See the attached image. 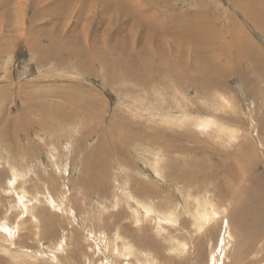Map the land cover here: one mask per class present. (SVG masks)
Here are the masks:
<instances>
[{
  "label": "rangeland",
  "instance_id": "374dc122",
  "mask_svg": "<svg viewBox=\"0 0 264 264\" xmlns=\"http://www.w3.org/2000/svg\"><path fill=\"white\" fill-rule=\"evenodd\" d=\"M90 1L89 4L88 0H64V3L63 0L39 3L0 0V230H6L4 224L11 230L10 235L0 231V264H156L153 258L161 264L184 261L195 264L194 255L198 254H194V248L202 237L206 241L200 245L201 264H208L209 250L213 247L211 238L196 233L188 202L197 197L199 202L211 201L220 207L217 218L204 228H213L215 242L223 237L224 230H232L237 242L235 252L219 262L228 264L229 258L231 264L238 248L243 246L238 237L241 238L243 229L248 230L245 222L250 230H264V211L260 210L256 213L258 218L261 213L259 227L256 216L250 217L255 220L248 218L241 222L233 218L234 221L224 222L225 216L232 214V207L234 211L239 208L230 199L237 189L258 193L259 204L262 202L264 206V135L259 133L264 110V67L259 61L261 70L254 76L247 70L251 64L234 72L232 68L239 65H227V62L240 54L244 35L250 37L264 58V30L245 14L237 0H102L110 2L108 8ZM131 1L136 2L133 9H130ZM248 2L260 5V0ZM119 3L125 4L117 10ZM163 8L171 15L157 21L153 12ZM126 11L142 17L126 24ZM208 13L215 19L208 18ZM195 14H205L203 18L213 24L210 28L217 30L208 35L211 38L208 42L213 43L211 47L220 46L224 50L221 66L225 64L223 67L230 70H225L228 74L224 81L219 80L220 74L213 73L205 84L200 77L193 83L184 81L178 88L163 83L166 75L157 69L153 80L145 85L134 82L128 68L111 63L112 55L139 53L137 46L145 39L142 27L155 28L156 22L162 24L167 20L168 24L171 21L170 27L187 26L191 19L190 25H196ZM180 18L185 21L180 22ZM227 27L236 30L229 31ZM121 35L124 40L120 39ZM152 41L156 58L166 53L169 61L185 58L186 63L195 64L192 54L195 45L191 39L174 40L163 46ZM168 44L178 57L169 52ZM73 48L87 50L88 58H85L90 62L87 70L78 66ZM101 57L109 64L98 65ZM82 64L85 67L87 63ZM246 87L253 91L248 92ZM168 104H173L174 110ZM88 109H92V114L87 113ZM169 118L173 121H167ZM203 118L215 121L214 127L205 128L201 124ZM8 124L12 125L10 131ZM220 128H232V132L222 133ZM237 131V139L230 138ZM135 133L141 134V142L134 141ZM146 134L155 135L158 142L161 140V147L145 140ZM166 135L172 139L167 140ZM164 141H169L172 147L168 148ZM192 157L197 158L200 167ZM158 159V163L154 162ZM170 162L177 164L172 170L168 167ZM188 167L192 169L189 171ZM224 167L232 176L227 177ZM211 168L215 176L208 179ZM201 169L204 173L197 171ZM194 170L200 175H195ZM191 171L192 178L187 175ZM197 176L208 180L200 177L201 183ZM239 176L243 181H237ZM229 188L232 194L227 193ZM243 194L244 190L241 196L247 199ZM143 201L155 208L153 216L142 208ZM170 211L174 217L177 215L178 221L167 218ZM185 220H188L186 224ZM240 225L241 229H237ZM117 230L119 235L115 233ZM116 234L121 239H116ZM171 234L184 239L187 249L175 251ZM124 239L135 247L134 251L122 249ZM148 250L154 251L152 259L146 254ZM156 251L160 256H155Z\"/></svg>",
  "mask_w": 264,
  "mask_h": 264
},
{
  "label": "bare ground",
  "instance_id": "6f19581e",
  "mask_svg": "<svg viewBox=\"0 0 264 264\" xmlns=\"http://www.w3.org/2000/svg\"><path fill=\"white\" fill-rule=\"evenodd\" d=\"M41 0H36V3H39ZM81 1V0H80ZM92 1H95L96 3H100V7H101V4H102V6H104L105 5V7L106 8H108L109 7V4L108 3H110V2H107V1H102V0H92ZM5 2V1H4ZM62 2V1H61ZM71 2H72V0H71ZM71 2H70V4H71ZM90 0H88V3L90 4ZM135 1H131V3H130V9H133L134 7V4L136 3H134ZM237 2H238V4H239V6H240V8H242L243 10H244V12H245V14L250 18V19H252L253 21H254V23L261 29V30H264V2L262 1V0H260V5H253V4H251L250 2H248V1H243V0H237ZM8 3V2H7ZM11 3V2H10ZM59 3V2H58ZM63 3H64V0H63ZM76 3V2H75ZM87 3V2H86ZM13 4V3H12ZM66 4V3H65ZM82 4V3H81ZM84 4V3H83ZM95 4V3H94ZM123 4H125V3H119V4H117V10H120L121 9V6L123 5ZM127 4V3H126ZM67 5V4H66ZM97 5V4H96ZM91 6V5H90ZM205 6V5H204ZM13 7V6H12ZM11 7V8H12ZM171 7V6H170ZM19 8V7H18ZM93 8H95V5L91 8V9H93ZM164 8H165V5H164ZM164 8L163 9H159V10H156V11H154L153 12V15H154V18H156V20L158 21V20H164V19H166L167 17H170V15L171 14H169V13H167L165 10H164ZM202 8V7H201ZM204 8V7H203ZM10 9V8H9ZM12 10H13V8H12ZM127 10V9H126ZM201 10V9H200ZM204 10V9H203ZM130 11V10H129ZM129 11H126L127 12V20L125 21L126 22V24H131V23H135V22H137L138 21V19L137 18H139V17H142V16H137V15H135V14H132V13H130ZM190 11V10H189ZM207 11V10H206ZM206 14V13H205ZM204 14V15H205ZM8 15H9V13H8ZM83 15V14H82ZM202 14H195V17L198 19V22H196L195 24L196 25H190L191 23H192V19L190 20V22H189V25H187V26H171L170 27V25H171V21H169V24H168V20L167 21H165L164 23H159V22H156V24H155V28H152V27H142V31H143V36L145 37V39H144V41L142 42V43H139L138 44V46H137V50L139 51V53H137V54H132V55H130V54H127V53H125V52H121L119 55H117V56H111V58H112V64H116V63H118V64H120V66L121 67H126V68H128V70H129V72H128V75H131L132 76V80L134 81V82H136V83H144L145 85L148 83V82H150V81H152L153 80V77H154V75H155V71L157 70V69H160L159 71L162 73V75H166V77H165V79H164V81H163V83H166V84H168V86L169 85H176L178 88H180V84L182 83V82H184V81H187L188 83H193V82H195L196 81V78L197 79H199L200 77H202L203 78V80H204V84L207 82V78H208V76H213L214 74L213 73H217V74H220V76H218L219 77V80H223L224 81V79L226 78V74H228L227 72H225V70L226 71H230L229 70V67L228 66H226V68H224L223 66H225V64H223L222 66H221V62H222V57H221V55H222V53L224 52V50H222L221 51V49H220V46L217 48L216 47V49H215V46H210L211 44H213V43H210V42H208V41H210L211 40V38L210 37H208V35L209 34H211V33H213V32H216L217 30H216V28L215 29H212V28H210L213 24L212 23H208L207 21H206V19L205 18H203V16L204 15H202ZM193 16V15H192ZM16 17V16H15ZM194 17V16H193ZM194 17V18H195ZM207 17L208 18H213V19H215V17H211V15L208 13V15H207ZM10 18V17H9ZM193 18V19H194ZM195 20V19H194ZM185 20H183V19H181L180 18V22H184ZM89 22L91 23V21L89 20ZM180 22H179V25H181L180 24ZM194 22V21H193ZM92 24V23H91ZM212 24V25H211ZM234 25H235V23H234ZM234 25H232V26H234ZM88 26H89V24H88ZM183 27H185V28H183ZM213 27V26H212ZM233 29V31L234 30H236L234 27H232V28H230V29H228V27H227V30H232ZM124 30H126V27L124 26ZM241 31H242V29H241ZM124 32V31H123ZM244 33V32H243ZM116 38V37H115ZM250 37H248V36H246V35H244L243 36V44H241L240 45V47H241V51H240V54H237V55H233V57H230V59H228V62H227V65H230L231 63H233V64H238L239 65V67H234V68H232L233 70H234V72H239V71H242V69H246V68H244V67H247L248 65H252L250 68H247V70H248V73H251L252 75H254V76H258L257 74H259L258 72L261 70L258 66H259V61L261 62V64L263 65V67H264V58L261 56L260 57V49H259V51L255 48V44L252 42V40H250L249 39ZM39 39V38H38ZM120 39H122V40H124L125 39V37L124 36H122L121 35V37H120ZM185 39H191L192 40V42H193V44L195 45V47H194V49H193V56H194V62H195V64L194 65H191V64H189V63H186V61H187V59L185 60V58H181V59H178V60H174V61H169V60H167V55H166V53H161V55L158 57V58H156L155 57V50L153 49L154 48V45H152L153 44V41L152 40H154V42L155 43H157L158 44V46H163V45H165V44H167V42H171V41H174V40H177V41H180V42H183ZM230 39V38H229ZM35 40V39H34ZM118 40V39H117ZM37 41V40H36ZM30 42H31V39H30ZM38 42V41H37ZM40 42V41H39ZM62 42H64V41H62ZM230 42V41H229ZM70 43V42H69ZM59 44H60V42H59ZM63 45V44H62ZM65 45V44H64ZM124 45V42H122V46ZM52 46V45H51ZM89 46H91L90 44H89ZM170 46L171 45H167L166 46V48L169 50V52L170 53H172V55H177V57H178V53L175 51V49H172L171 50V48H170ZM182 46V45H181ZM37 47V46H36ZM62 47V46H61ZM71 47V46H70ZM34 48V47H33ZM144 48V49H143ZM235 48V47H234ZM259 48V47H258ZM37 49H38V47H37ZM74 50H72V54L74 55V56H76V57H78V59H79V63H78V66H80L81 68H84V69H88V65L90 66V62L88 61V59H86L85 57H87L86 55H85V53H88L87 52V50H82V49H80V48H73ZM65 51H66V49H65ZM218 51V52H217ZM40 52H42V51H40ZM56 52V51H55ZM239 52V51H238ZM135 53H136V51H135ZM60 54V53H59ZM62 54V53H61ZM44 56H45V54H44ZM56 56H57V54H56ZM108 56H109V54H108ZM72 57V56H71ZM75 57V58H76ZM104 57H106V56H104ZM110 57V56H109ZM44 58V57H43ZM88 58V57H87ZM96 58V57H95ZM102 58V59H101ZM100 59L101 60H99L98 59V65H101V66H105V65H107V64H109V62H108V60H106L105 58H103V57H101ZM46 59H48V58H46ZM105 59V60H104ZM110 59V58H109ZM190 59V58H189ZM83 62H85V63H87L86 65H85V67H83ZM95 62V61H94ZM44 64V63H43ZM177 66H179L180 67V69H177ZM104 72V74L109 78V75H107V72L104 70L103 71ZM244 72H246V71H244ZM94 74V73H93ZM209 74V75H208ZM248 75V74H247ZM183 76V77H182ZM246 77V76H245ZM178 78H181L182 80H180V81H178ZM214 78V77H213ZM247 78V77H246ZM214 79H217V78H214ZM248 79V78H247ZM247 79H243V80H245V81H248ZM255 79V78H254ZM99 80V79H98ZM156 80V79H155ZM257 80V79H256ZM169 82H172V83H174V84H170ZM215 82V81H214ZM220 82V81H219ZM246 83V82H245ZM154 84V83H153ZM121 85V84H120ZM201 85V84H200ZM225 85V84H224ZM228 85V84H227ZM161 86V85H160ZM205 86H207V85H205ZM244 86V85H243ZM239 89H240V87L239 86H237ZM161 89V88H160ZM148 90H149V88H148ZM246 90L248 91V92H252L253 90L250 88H248V87H246ZM78 92V91H77ZM241 92V91H240ZM79 93V92H78ZM80 94V93H79ZM82 94V93H81ZM80 94V95H81ZM243 95V94H242ZM93 97V96H92ZM161 97H163V96H161ZM244 97V96H243ZM165 98V97H164ZM179 98V97H178ZM93 100H95V101H97V99L95 98V97H93ZM95 101H94V103H93V105H95ZM164 101V100H163ZM165 103H168L167 101L165 102ZM180 103V102H179ZM181 104V103H180ZM91 105L92 104H90L89 105V107H91ZM165 105V104H164ZM164 105H163V107H164ZM174 105H176V103L174 104ZM229 105V104H228ZM168 106H170V107H172L173 106V104L171 105V104H168ZM166 107V106H165ZM173 108V107H172ZM178 109V108H177ZM250 109H251V107H250ZM161 110H162V108H161ZM169 110V109H168ZM172 110V109H171ZM173 110H174V108H173ZM165 111V110H164ZM89 112V114L92 112V109H88L87 110V113ZM159 112H161V111H159ZM166 112V111H165ZM152 113V112H151ZM167 113V112H166ZM92 114V113H91ZM147 114V113H146ZM155 115V114H154ZM154 115H151V116H153L154 117ZM160 115V114H159ZM250 115V114H249ZM163 115H161V117H162ZM251 116V115H250ZM130 117V116H129ZM159 117V116H158ZM158 117H156V118H158ZM168 117H170V112H169V116ZM188 117V116H187ZM248 117V116H247ZM188 118H190V117H188ZM214 118V117H213ZM175 119V118H174ZM198 119V118H197ZM204 119V118H203ZM252 119V118H251ZM130 120V119H129ZM150 120V119H149ZM156 120V119H155ZM161 120V119H160ZM163 120H164V118H163ZM168 120H172V119H167V121ZM195 120V119H194ZM194 120L192 121V122H194ZM202 120V119H201ZM158 121V120H157ZM173 121V120H172ZM175 121V120H174ZM178 121V120H177ZM199 121H200V119H199ZM8 122V121H7ZM133 122V121H132ZM165 122V121H164ZM186 122V121H185ZM188 122V121H187ZM201 122V121H200ZM260 122V134L261 133H263L262 135H264V110L262 111V113H261V120L259 121ZM114 123V122H113ZM125 123H127L126 121H125ZM128 123H130V122H128ZM127 123V124H128ZM167 123V122H166ZM165 123V124H166ZM179 123V122H178ZM182 123H184V122H182ZM217 123H218V121H217ZM216 123V124H217ZM160 124V123H159ZM169 124H171V123H169ZM193 124V123H192ZM199 124V123H198ZM201 124H203V126L205 127V128H210V127H212L214 124H215V121H211V119H204L203 120V122L201 123ZM228 124V123H227ZM9 125V124H8ZM108 125V124H107ZM161 125H162V123H161ZM179 125V124H178ZM189 125V124H188ZM219 125V124H218ZM218 125H217V130L219 129L218 128ZM254 125V124H253ZM180 126H181V124H180ZM185 126V125H184ZM220 126V125H219ZM222 126V125H221ZM224 126V125H223ZM12 127V125L10 124L8 127H7V129H8V131H10L11 128ZM132 127V126H131ZM138 127H139V125H138ZM164 127V126H163ZM194 127H196V125H194ZM198 127V126H197ZM214 127V126H213ZM116 128V127H115ZM129 128L130 127H128V130H129ZM132 128H134V127H132ZM142 127L140 126V128L139 129H141ZM148 128V127H147ZM167 128H169V127H167ZM187 128H188V126H187ZM228 128H229V126H228ZM16 129L17 128H15V132H17L16 131ZM143 129V128H142ZM141 129V130H142ZM161 129V128H160ZM164 129V128H163ZM170 129V128H169ZM193 129V128H192ZM197 129V128H196ZM195 129V130H196ZM221 129V131L220 132H222L223 133V131L225 132V130H231V132H232V128H230V129H223V128H220ZM223 129V130H222ZM126 130V129H125ZM140 130V131H141ZM184 130H186V128L184 129ZM203 130H204V128H203ZM233 130H236V129H233ZM108 131V130H107ZM164 131V130H163ZM258 131V130H257ZM13 132H14V130H13ZM132 132V131H131ZM134 132V131H133ZM145 132V131H144ZM187 132V131H186ZM192 132V131H191ZM219 132V133H220ZM142 133V132H141ZM147 133V132H146ZM181 132H179V134H180ZM184 132H182V134H183ZM234 133V132H233ZM237 133H238V131H237ZM236 132L234 133V135H233V137H230V138H235V139H237V137H238V135H239V133L237 134ZM156 134V133H155ZM160 134V133H159ZM164 134V133H163ZM167 134H170V133H168V131H167ZM189 134V133H188ZM190 134H192V133H190ZM189 134V135H190ZM162 134H160V136H161ZM172 136H173V134H171ZM181 135V134H180ZM193 135V134H192ZM223 135V134H222ZM225 135H226V133H225ZM230 135V134H229ZM133 136V139H134V141L136 142H141V134H139V133H135V134H133L132 135ZM143 136V135H142ZM167 136V135H166ZM172 136H171V138L169 137V136H167L168 138H167V140L170 138V139H172ZM178 135H176V137H177ZM188 136V135H187ZM131 138V137H130ZM144 138H146L145 140H150V142H151V144H153V145H157L159 148L161 147L159 144H160V141L158 142V139L157 140H155V135H154V137H152L150 134L148 135V134H146V136L144 137ZM164 138V137H163ZM175 138V137H174ZM264 138V137H263ZM126 139V138H125ZM165 140H166V137L164 138ZM193 139V138H192ZM232 139V140H233ZM205 140V139H204ZM170 141V140H169ZM169 141H164V143L165 144H169L168 146V148H170V147H172L171 146V141L169 142ZM131 142H133V141H131ZM149 142V143H150ZM144 143H145V141H144ZM250 143V142H249ZM141 145H142V143H140ZM161 144H162V142H161ZM173 144V143H172ZM181 144V143H180ZM146 145V144H145ZM149 145V144H148ZM252 145H253V142H252ZM117 146V145H116ZM165 146H167V145H165ZM182 146V145H181ZM181 146H179L180 147V149H181ZM99 147V146H98ZM122 147V146H121ZM138 147V146H137ZM243 147V146H242ZM254 147V146H253ZM139 148V147H138ZM157 148V147H156ZM162 148H163V145H162ZM177 148V147H176ZM184 148V147H183ZM147 149V148H146ZM184 149H186V148H184ZM183 149V150H184ZM237 149H239V148H237ZM165 150V149H164ZM240 150V149H239ZM148 151V150H147ZM166 151V150H165ZM175 151V150H174ZM181 152V151H180ZM242 152V151H241ZM170 153V152H169ZM149 154V153H148ZM154 154V153H153ZM159 154V153H158ZM120 156H121V154H120ZM165 156V155H164ZM201 156H203V155H201ZM195 158V157H194ZM212 158V157H211ZM228 158V157H227ZM120 159V158H119ZM130 159V158H129ZM188 159V158H187ZM190 159V161H191V158H189ZM192 159H193V157H192ZM178 160V159H177ZM193 160H196L197 161V158L196 159H193ZM193 160L191 161V162H193ZM200 160V159H199ZM205 160H206V158H205ZM227 160V159H226ZM232 160V159H231ZM234 160V159H233ZM125 161H128V160H125ZM158 161H159V159L158 160H155L154 162H156V163H158ZM182 161V160H181ZM189 161V160H188ZM183 162V161H182ZM190 162V163H191ZM236 162V161H235ZM128 163H130V162H128ZM177 163H178V161H177ZM186 163V162H185ZM196 163V162H195ZM197 165H199V161H197ZM205 163H207L206 161H205ZM215 163H217V161L215 162ZM221 163H223V162H221ZM203 165H205L204 164V162L202 163ZM157 165V164H156ZM197 165H195V166H197ZM174 166L176 167L177 166V164H174L173 162H170L169 163V168L172 170L173 168H174ZM194 166V165H193ZM213 166V165H212ZM211 166V164H210V167H212ZM221 166H222V164H220V168H221ZM225 166V165H224ZM158 167V166H157ZM180 166H178V168H179ZM181 167H182V165H181ZM185 167V166H184ZM199 167H200V165H199ZM214 167V166H213ZM136 168V167H135ZM183 168V167H182ZM189 168V167H188ZM195 168V167H194ZM193 168V169H194ZM205 168H208V167H206V165H205ZM177 169V168H176ZM184 169V168H183ZM187 169V167L185 168V170ZM192 169V168H191ZM190 168H189V171L191 170ZM197 169H198V166H197ZM200 169V168H199ZM216 169H217V167H216ZM215 169V170H216ZM223 169V168H222ZM224 169H225V167H224ZM158 170V169H157ZM168 170V169H167ZM218 170V169H217ZM216 170V171H217ZM225 170H227L228 171V169L226 168ZM236 170V169H235ZM244 170V169H243ZM159 171V170H158ZM160 171H161V169H160ZM159 171V172H160ZM170 171V170H169ZM184 171V170H183ZM198 172L199 171H202V169L201 170H197ZM207 171V170H206ZM214 171V169L213 168H211V170L209 171V175H208V179H210L212 176L211 175H213V177L215 176L214 174H212V172ZM221 171V170H220ZM166 172V171H165ZM198 172H196L195 173V170L193 171V173H195V175L196 174H198ZM203 172V171H202ZM201 172V173H202ZM229 172L230 171H228V175H227V177H230L229 175H231V174H229ZM149 173V172H148ZM188 173V172H187ZM190 173V172H189ZM191 173H192V171H191ZM193 173L192 174H187L189 177H193L194 175H193ZM204 173V172H203ZM215 173V172H214ZM219 173V172H218ZM225 173H226V171H225ZM232 173V172H231ZM243 173V172H242ZM242 173H240V174H242ZM251 173V172H250ZM166 174V173H165ZM168 174H169V172H168ZM177 174V173H176ZM179 174L180 173H178V176H179ZM186 174V173H185ZM184 174V175H185ZM233 174V173H232ZM129 175H130V172H129ZM183 175V174H182ZM198 175H200V174H198ZM202 175V174H201ZM206 176V175H205ZM205 176L203 177V176H197L198 177V179L200 180L201 178L200 177H202L204 180L205 179H207V178H205ZM216 176H217V174H216ZM232 176V175H231ZM234 177H235V174L233 175ZM245 176H247L246 174L244 175V177ZM171 177V176H170ZM181 177V176H180ZM185 177V176H184ZM188 177V178H189ZM213 177H212V179H213ZM173 178V177H172ZM187 178V179H188ZM216 178V177H215ZM215 178H214V180H215ZM242 178H243V176H242ZM182 179V178H181ZM203 179H201V180H203ZM207 179V180H208ZM233 179V178H232ZM248 178H246V179H244V181H246ZM201 180H200V182H201ZM214 180H212V181H214ZM236 180H237V177H236ZM239 180H241V178H240V176H239V178H238V180L237 181H239ZM254 180H256V179H254ZM137 181H139V180H137ZM181 181V180H180ZM182 181H186V182H189V181H187V180H182ZM193 181H197V180H193ZM232 181V180H231ZM241 181H243V180H241ZM143 182V181H142ZM183 182V183H184ZM199 182V181H198ZM209 182V181H208ZM230 182V181H229ZM236 182V181H235ZM234 182V183H235ZM190 183V182H189ZM188 183V184H189ZM195 183H197V182H195ZM202 183V182H201ZM241 183V182H240ZM240 183H239V185H238V183H237V186H241L240 185ZM191 184V183H190ZM204 184V183H203ZM236 184V183H235ZM242 184V183H241ZM144 185V184H143ZM142 185V186H143ZM208 185V184H207ZM207 185H205V186H207ZM244 185V184H243ZM247 185V184H246ZM139 186V185H138ZM146 186V185H145ZM192 186V185H191ZM199 186V185H198ZM201 186H203V185H201ZM200 186V187H201ZM141 187V186H140ZM147 187V186H146ZM213 187V186H212ZM221 187H222V185H221ZM227 187H229V184H227ZM262 187V186H261ZM143 188V187H142ZM149 188V187H148ZM154 188V187H153ZM213 188H215V187H213ZM219 188V187H218ZM223 188V187H222ZM231 188L233 189L234 187H232L231 186ZM231 188H229L230 190H228V194H230L231 192H232V190H231ZM237 188V187H236ZM244 188V187H243ZM243 188H241V190L243 189ZM250 189H251V187H249ZM134 189V188H133ZM137 189V188H136ZM146 189V188H145ZM144 189V190H145ZM151 189V188H150ZM220 189V188H219ZM235 189V188H234ZM138 190V189H137ZM154 190V189H153ZM157 190V189H156ZM223 190H224V188H223ZM238 191H239V189H237ZM236 190V191H237ZM243 190H244V193L245 194H243V195H246V198L247 199H244L243 200V197L241 196L242 195V192H243ZM242 190V192H241V194L239 195L238 193H240V192H238L237 191V194H238V196H239V199L237 200V198H236V195L235 196H233V197H231L230 199H232L233 200V204L234 203H237V205L239 204V208L237 207L235 210L236 211H234V208L235 207H232V214H230V213H228L225 217H226V221L224 220V222H228V221H230L231 219L234 221V219L233 218H235V219H237V220H240L241 222H242V220L243 219H248V218H250V217H255L257 214V211L259 212V210L260 211H264V206L262 205V202L259 204V200H260V198H258V193L256 194V193H254L253 191H251V190H248L247 188L246 189H243ZM139 191H140V189H139ZM138 191V192H139ZM155 191V190H154ZM153 191V192H154ZM215 191H217V189L215 190ZM235 191V192H236ZM131 192V191H130ZM134 192V191H133ZM141 192H143L142 191V189H141ZM145 192L147 193V191L145 190ZM149 192H151L150 190H149ZM153 192H152V195H153ZM156 192H158V190L156 191ZM218 192V191H217ZM224 192V191H223ZM226 192H225V194H226ZM234 192V193H235ZM260 192H261V194H263V192L260 190ZM233 193V192H232ZM231 193V194H232ZM142 194H144V193H142ZM141 194V195H142ZM149 195H151L150 193H148ZM216 194V193H215ZM134 195V197H135V193L133 194ZM147 195V194H146ZM146 195H144L145 197H146ZM155 195H159V194H156L155 193ZM164 195V194H163ZM162 195V196H163ZM223 195V194H222ZM234 195V194H233ZM260 195V194H259ZM148 196V195H147ZM220 196V195H219ZM224 196V195H223ZM231 196V195H230ZM230 196H228V197H230ZM240 196L242 197V199H240ZM144 197V200H146V198ZM167 197V196H166ZM225 197V196H224ZM236 199H235V198ZM130 198L131 199H133V197H131L130 196ZM135 198H137V197H135ZM151 198V197H150ZM154 198V197H153ZM162 198V197H161ZM192 198V197H191ZM226 198V197H225ZM245 198V197H244ZM143 199V198H142ZM224 199V198H223ZM227 199V198H226ZM141 200V199H140ZM150 200V199H149ZM169 200V199H168ZM167 200V201H168ZM261 200L263 201V199L261 198ZM137 201H138V199H137ZM132 202V201H131ZM144 202V201H143ZM186 202H187V199H186ZM189 203H190V210H192V213H193V218L191 219V220H193V223L195 224V228H196V233H201V234H204L205 233V236L208 238V239H210L211 238V243H210V245H213V247L211 248V250H209L210 251V254H209V260H208V264H219V262L222 260V261H225L226 260V258H227V255H229L230 254V252H233L234 251V249L237 247V246H235L236 244H237V242L235 241V238H234V236H233V233H232V230H222L223 231V233H222V238L219 240V241H217V242H215V239H214V230H213V228H212V230H204V228H206V227H208V225L211 223V222H213V220H215L216 218H217V214L218 213H220V210H219V206H217V205H215V204H213L211 201H200L199 202V197H197L196 198V200L194 201L193 200V202H190V201H188ZM121 203V202H120ZM141 203V202H140ZM152 203V202H151ZM263 203H264V201H263ZM144 204H145V202H144ZM168 204V203H167ZM167 204H166V206H167ZM146 205V204H145ZM143 206L142 208H144L145 210H147L148 211V213H149V215L150 216H153V213H155V208L154 207H151V206H149V205H146V206ZM188 205V204H187ZM236 205V204H235ZM258 205H260L261 207L259 208L258 207ZM136 206H137V204H136ZM139 206H140V204H139ZM163 206V205H162ZM234 206V205H233ZM141 207V206H140ZM158 207H160V206H158ZM168 207V206H167ZM176 207V206H175ZM188 208V207H187ZM137 209H138V207H137ZM27 210H28V208H27ZM162 210V209H161ZM225 211V210H224ZM223 212V211H222ZM175 213V212H174ZM164 214H166V213H164ZM259 214H260V216H259ZM167 215V218L169 219V220H171V221H178L175 217L177 216V215H175V217H174V215H173V211H170L169 213H167L166 214ZM258 216L260 217V218H258L257 216H256V221H258V223H257V225L256 226H260V224H259V219H261V213H258ZM115 218V217H114ZM178 218V217H177ZM257 218H258V220H257ZM228 219V220H227ZM255 220V218H250V220ZM262 219H263V217H262ZM186 221H188V220H185V224H186ZM223 222V223H224ZM231 222V221H230ZM261 222H262V220H261ZM229 223V222H228ZM263 223H264V220H263ZM226 224V223H225ZM244 224V223H243ZM249 225V224H248ZM181 226H183V223H182V225ZM227 226V225H226ZM233 226H234V224H233ZM236 226V225H235ZM243 226V228H244V225H242ZM256 226H254V224H253V227H255L254 229H258V227H256ZM3 227L6 229V230H0V231H3L4 232V234H8V235H10L11 234V230H10V226L9 225H7V224H4L3 225ZM251 227H252V225H251ZM252 227V228H253ZM261 227H262V225H261ZM93 227H91V230H93L92 229ZM227 228V227H226ZM235 228V227H234ZM245 228H247L248 230H245V229H243L242 230V235H241V238H239L238 237V239L239 240H241L242 242H243V246L242 247H240V248H238V250H237V254H236V257H235V259H234V261H231V264H264V230H250L249 229V226L248 227H246V222H245ZM263 228V227H262ZM261 228V229H262ZM162 229V228H161ZM160 229V232L161 231H164V230H161ZM237 229H241V225H240V228H238L237 227ZM178 230V229H177ZM176 230V231H177ZM179 231V230H178ZM216 232H218L217 230H216ZM234 232V231H233ZM115 233H117L118 234V230H117V232H115ZM127 233V232H126ZM116 234V235H117ZM240 234V232L238 233V235ZM13 235V234H12ZM119 235V234H118ZM116 236V239H121V236ZM129 236V235H128ZM240 236V235H239ZM13 237H14V235H13ZM170 240H171V242H172V244H173V247L176 249L175 251H183V250H185V249H187V245H185V243H183L184 242V239H178L174 234H171L170 236ZM205 238V237H204ZM204 238L202 237L200 240L198 239V243H196L197 245H198V247H197V245H196V248H194V249H196V251H197V253H196V251H195V253L194 254H198L197 256H195L194 255V258H195V264H201V262H202V260H203V258H202V251H201V244H204L205 242L204 241H206V238H205V240H204ZM217 238V237H216ZM12 239V238H11ZM207 239V240H208ZM201 242V243H200ZM208 245V244H207ZM121 246H122V249L124 250V251H134L133 249L135 248L133 245H131L130 243H128V241H127V239H124V241L121 243ZM153 247H154V245H152ZM238 246H239V244H238ZM112 247V246H111ZM244 247V248H243ZM58 248V247H57ZM156 248V247H155ZM155 248H153L152 250H154ZM172 248V247H171ZM219 248H221V250L222 251H219ZM31 251V250H30ZM140 251V250H139ZM57 252V251H56ZM59 252H60V250H59ZM138 252V251H137ZM140 252H143L142 250L140 251ZM235 252V251H234ZM153 253H154V251L152 252L151 250H148V251H146V254H147V256H149V258H151L152 259V255H153ZM156 253H157V251H156ZM56 254V253H55ZM205 255H206V252L204 253ZM248 255H251V257L249 258L248 257ZM155 256H160V252L159 253H157V255H155ZM207 256V255H206ZM222 257V258H221ZM248 257V258H247ZM153 261H155V263L156 264H161L160 263V261L156 258V259H152ZM138 261V260H137ZM158 263H157V262ZM142 262V261H141ZM230 262H229V258H228V264H229ZM121 264V263H120ZM182 264H187V262L186 261H184V262H182Z\"/></svg>",
  "mask_w": 264,
  "mask_h": 264
},
{
  "label": "crops",
  "instance_id": "0c3cea01",
  "mask_svg": "<svg viewBox=\"0 0 264 264\" xmlns=\"http://www.w3.org/2000/svg\"><path fill=\"white\" fill-rule=\"evenodd\" d=\"M243 1H249V0H243ZM264 2V0H262Z\"/></svg>",
  "mask_w": 264,
  "mask_h": 264
}]
</instances>
